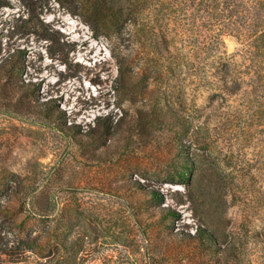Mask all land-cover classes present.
<instances>
[{"label":"rangeland","instance_id":"obj_1","mask_svg":"<svg viewBox=\"0 0 264 264\" xmlns=\"http://www.w3.org/2000/svg\"><path fill=\"white\" fill-rule=\"evenodd\" d=\"M193 12L97 34L58 0L4 1L0 228L19 263L264 264V86L211 99ZM222 37L207 64L239 49Z\"/></svg>","mask_w":264,"mask_h":264},{"label":"trees","instance_id":"obj_2","mask_svg":"<svg viewBox=\"0 0 264 264\" xmlns=\"http://www.w3.org/2000/svg\"><path fill=\"white\" fill-rule=\"evenodd\" d=\"M4 1L0 0V7ZM58 1L67 5L73 13L80 14L97 34L104 32L121 34L128 30L134 35L139 31H150L155 35L153 26L145 22L148 16L156 15L155 19H164L171 14L192 16L193 11H199V16L203 19L202 46L205 52L201 67L212 82L218 83L219 86V91L211 94V99L221 98L219 106L223 105L228 95L241 90L244 76L249 74H251L250 82L256 80L257 85L264 86V0ZM139 24H143L141 28ZM224 34L235 36L240 45L239 49L232 52L227 59H223L222 54H219L217 60L213 59L207 64L208 55L225 46L222 37ZM221 51L226 53L224 48ZM26 92L27 90H23L22 93ZM111 127V122L99 117L97 127L94 126L92 130L109 132ZM16 185L18 182L10 186L16 187ZM150 193L155 198L161 197L157 188H151ZM169 213L176 215L177 211L170 208ZM199 235L202 239L213 238L214 241L216 239L214 231L207 227H201ZM31 240V236H28L20 238L19 241L32 244ZM35 240L37 238H34V243ZM24 252L25 249L19 244L10 245L9 239H5L0 228V264H22L19 260L24 257Z\"/></svg>","mask_w":264,"mask_h":264}]
</instances>
